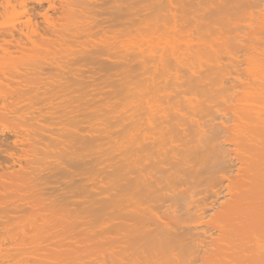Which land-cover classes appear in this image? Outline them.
I'll return each instance as SVG.
<instances>
[{
    "label": "bare ground",
    "instance_id": "obj_1",
    "mask_svg": "<svg viewBox=\"0 0 264 264\" xmlns=\"http://www.w3.org/2000/svg\"><path fill=\"white\" fill-rule=\"evenodd\" d=\"M0 264H264V0H0Z\"/></svg>",
    "mask_w": 264,
    "mask_h": 264
}]
</instances>
